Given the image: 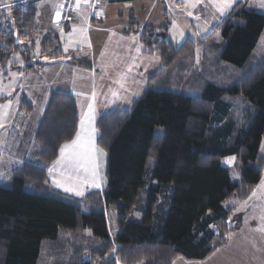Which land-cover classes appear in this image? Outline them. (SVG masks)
<instances>
[{"label":"trees","instance_id":"1","mask_svg":"<svg viewBox=\"0 0 264 264\" xmlns=\"http://www.w3.org/2000/svg\"><path fill=\"white\" fill-rule=\"evenodd\" d=\"M64 1L67 13L74 0ZM37 12L35 0L16 2L10 13L0 8V67L16 51L28 72L41 71L40 57L62 56L57 34L45 36L39 47L34 41ZM130 19L126 31L140 32L143 51L158 53L164 67L149 76L130 107L103 112L96 121L97 144L107 154L106 186L77 196L50 185L48 167L80 121L75 96L52 90L35 130L37 156L11 171L10 185L0 182V264H37L44 240L59 238L63 230H90L107 240L99 249L75 250L66 264L202 260L237 232L235 209L264 172V57L255 54L264 13L238 0L213 31L221 29V42L213 44L212 33L199 40L187 36L180 46L167 38L168 23L141 28L133 15ZM197 45L205 48L199 61ZM185 53L190 60L181 69L187 79H181L182 90L167 81L150 85L152 78L173 72ZM195 75L205 80L199 90ZM22 107L32 110L33 104ZM232 155L245 166L240 176L223 163ZM112 207L120 226L116 248L107 220Z\"/></svg>","mask_w":264,"mask_h":264},{"label":"rangeland","instance_id":"2","mask_svg":"<svg viewBox=\"0 0 264 264\" xmlns=\"http://www.w3.org/2000/svg\"><path fill=\"white\" fill-rule=\"evenodd\" d=\"M20 1L0 0V8L10 13L12 6ZM35 2L38 12L34 41L39 47L38 43L45 36L57 34L63 54L60 57H40L45 63L40 72L24 69L27 62L20 51L14 52L0 67V182L10 185L11 171L22 167L25 160L37 156L35 130L52 90L76 92L77 85L85 88L84 93L76 92L80 106L84 108L79 122L81 137L76 140V145L71 143L65 149L63 157L60 155L54 161L48 177L53 187L74 195L77 192L85 195L107 184V154L97 144L96 121L99 115L114 108L130 107L146 89L149 76L164 67L158 53L143 51L145 44L140 40V32L125 33L130 27L131 16L141 28L145 25L160 28L168 23L167 38L180 46L187 36L199 40L211 35L231 7L221 14L218 5L222 0H79V7L74 0L73 4L70 3L71 10L66 13L62 10L64 0ZM260 3L261 0H248L249 7L264 13ZM122 21L127 23L125 31L121 30ZM213 34V44L222 41L221 29ZM21 47H24L23 42ZM204 49L201 45L195 46L197 61L203 56ZM255 54L258 58L264 57V31ZM189 60V54L185 53L173 72L167 77L152 78L150 85L157 86L167 81L168 86L182 90L181 79L186 82L187 79L181 75V69ZM76 61H83L90 67L78 65ZM224 71L230 70L224 68ZM202 82L205 80L195 75L194 84L198 90ZM88 95L91 97L84 99ZM26 101L33 104L32 110L22 107ZM158 131L161 132L160 129ZM260 153L264 158V139ZM233 157L228 163V159ZM223 163L231 169L233 176H240L245 167L242 159L235 155L224 158ZM235 219L238 230L229 236L223 249L218 248L212 256L202 260L181 256L174 264H264V172L249 199L235 209ZM107 220L110 239L116 248L120 226L115 208L107 209ZM75 232L63 230L59 238L44 240L37 264H66L75 250L84 247L99 249L107 242L95 237L90 230ZM114 251L110 255H114Z\"/></svg>","mask_w":264,"mask_h":264},{"label":"snow or ice","instance_id":"3","mask_svg":"<svg viewBox=\"0 0 264 264\" xmlns=\"http://www.w3.org/2000/svg\"><path fill=\"white\" fill-rule=\"evenodd\" d=\"M85 2H87V0H85ZM214 2H215V0H214ZM235 2V0H222V3L220 4V5H218V11L221 13V14H224V12L228 9V8H230V7H232V5H233V3ZM260 6L261 7H264V0H261V3H260ZM5 7H7V5H5ZM77 7H79V0H77ZM59 15H60V13L59 12H57V17H59ZM189 15H191V13H189ZM91 110H92V105L90 104L89 105V111L91 112ZM84 127V121L82 120L81 121V128H83ZM80 133H77V137L79 138L80 137ZM77 144V141H73L72 142V145H76ZM70 147V145H64V146H62L61 147V156L63 157L64 156V153H65V149L66 148H69ZM234 159V157L233 158H229L228 159V163H231L232 162V160ZM58 186H61V185H58ZM99 185H97V187H98ZM66 190H68V191H73L74 189H66ZM77 195H83V193H81V192H77L76 193ZM253 195H255V193H253Z\"/></svg>","mask_w":264,"mask_h":264},{"label":"crops","instance_id":"4","mask_svg":"<svg viewBox=\"0 0 264 264\" xmlns=\"http://www.w3.org/2000/svg\"><path fill=\"white\" fill-rule=\"evenodd\" d=\"M131 13H133L132 11H131ZM132 15V14H131ZM130 15V16H131ZM126 25H127V23H125V22H123L122 21V25H121V30L122 31H125V29H126ZM125 33H128V32H126L125 31ZM136 33H138L139 34V32H136ZM84 87L83 86H75V90H76V92H78V93H84ZM76 92H74V91H71L70 93H72L74 96H75V98H76V100H77V104H78V113H79V116H80V119H81V117H82V114H83V112H84V108L83 107H81L80 106V102H79V99H78V97H77V93ZM89 96L91 97V95H88L87 97H84V99H89ZM94 114V113H93ZM80 122V121H79ZM77 133H80L81 134V132H80V126H79V128H78V131H77ZM77 133H76V135L70 140V141H68V142H65L62 146H64V145H70L73 141H76V140H78L79 138L77 137ZM263 142V141H262ZM84 143H85V139L84 140H82V142H81V144H83L84 145ZM95 145H96V143H95ZM95 145H94V147H95ZM262 145V144H261ZM61 146V147H62ZM261 149V148H260ZM61 150V149H60ZM60 155H61V151H60ZM59 155V156H60ZM58 156V157H59ZM56 160H58V158L56 159ZM56 160H54V161H56ZM25 161H27V160H25ZM24 161V162H25ZM54 161L49 165V167H48V172L50 171V169H51V166L53 165V163H54ZM52 178H53V176H52ZM50 180V179H49ZM89 190V189H88ZM87 190V191H88ZM251 202H252V198H251ZM224 247L222 246V247H220V249L219 250H221V249H223ZM210 256H212V255H210ZM209 256V257H210ZM209 257H207V258H209ZM206 258V259H207Z\"/></svg>","mask_w":264,"mask_h":264}]
</instances>
